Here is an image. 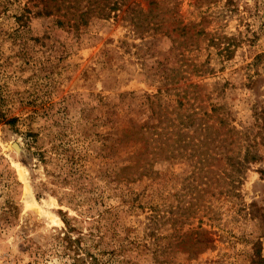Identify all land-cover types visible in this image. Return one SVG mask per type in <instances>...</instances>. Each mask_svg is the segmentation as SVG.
<instances>
[{
	"label": "rangeland",
	"instance_id": "1",
	"mask_svg": "<svg viewBox=\"0 0 264 264\" xmlns=\"http://www.w3.org/2000/svg\"><path fill=\"white\" fill-rule=\"evenodd\" d=\"M130 2L140 20L124 6L75 26L66 5L0 0V264H64L62 211L114 264H253L257 242L264 253V0ZM186 88L262 141L232 190L211 181L218 159L147 149L151 99L175 115Z\"/></svg>",
	"mask_w": 264,
	"mask_h": 264
},
{
	"label": "trees",
	"instance_id": "2",
	"mask_svg": "<svg viewBox=\"0 0 264 264\" xmlns=\"http://www.w3.org/2000/svg\"><path fill=\"white\" fill-rule=\"evenodd\" d=\"M39 1H44V7L40 12L46 14L62 12V5H66L67 10L63 15L68 16L70 12L78 15V19L73 22L75 26H81L95 15L105 18L118 16L124 6H127L124 10L133 14L132 18L135 20H140L138 13L146 14L130 0H86L84 5L82 0ZM149 2L151 5L147 13L154 9L158 0H149ZM60 21L64 22L62 19ZM204 32V27L197 31L198 34ZM193 86L198 88L199 84ZM184 90L183 96L182 92L177 93L178 105L175 107V115L171 114L174 110L169 112L168 109H157L154 106L156 98L151 99V109L153 113H158V122H148L142 126L145 129L143 135L145 134L148 143L147 149L152 146L154 156L192 157L196 159L197 165L218 159L220 163L224 162L225 166L222 175L220 173V177H214L211 181H216L215 186L217 184L222 188L224 186L226 191L236 188L242 183L245 171L250 165L263 156L259 150V143L262 141H258L257 135L252 137L250 131L241 130L233 125L228 115L222 111L221 105L218 106L213 101L203 103L204 99L199 90L195 89L189 97L191 90L189 91L188 88ZM7 120L13 124L15 118ZM214 170L211 167L208 169L209 172ZM62 217L67 226L54 236L52 247L65 258L64 264H114L117 258L115 249H102L97 239H90L95 236L94 232H84L72 225L63 211ZM89 240H93L95 251L92 250ZM209 242L213 246L215 239L210 237ZM252 263L264 264L261 242L255 244Z\"/></svg>",
	"mask_w": 264,
	"mask_h": 264
},
{
	"label": "water",
	"instance_id": "3",
	"mask_svg": "<svg viewBox=\"0 0 264 264\" xmlns=\"http://www.w3.org/2000/svg\"><path fill=\"white\" fill-rule=\"evenodd\" d=\"M14 146L18 149V150H21V147L18 143H14Z\"/></svg>",
	"mask_w": 264,
	"mask_h": 264
}]
</instances>
